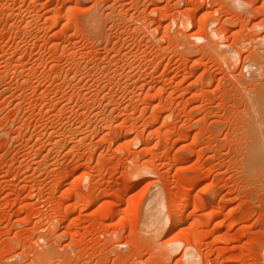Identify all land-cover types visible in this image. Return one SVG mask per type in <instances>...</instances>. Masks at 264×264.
<instances>
[{
	"label": "rangeland",
	"instance_id": "rangeland-1",
	"mask_svg": "<svg viewBox=\"0 0 264 264\" xmlns=\"http://www.w3.org/2000/svg\"><path fill=\"white\" fill-rule=\"evenodd\" d=\"M259 92L264 0H0V264H264Z\"/></svg>",
	"mask_w": 264,
	"mask_h": 264
},
{
	"label": "bare ground",
	"instance_id": "bare-ground-1",
	"mask_svg": "<svg viewBox=\"0 0 264 264\" xmlns=\"http://www.w3.org/2000/svg\"><path fill=\"white\" fill-rule=\"evenodd\" d=\"M184 24H185V28H188V26L190 27V25L188 24V21L185 19L184 20ZM262 44V43H261ZM216 50V49H215ZM234 57V56H233ZM232 57V58H233ZM231 58V57H230ZM259 95L257 96L258 98H260V100L259 99H257V100H259L260 102H262L261 104H262V107L264 106L263 104H264V92H259L258 93ZM263 109V108H262ZM262 109H259V110H262ZM264 110V109H263ZM263 112V122L262 123H264V111H262ZM262 112H261V114H262ZM262 116V115H261ZM263 126L262 127H264V124H262ZM258 142V141H257ZM257 142H256V144L254 145V148L252 149V151L250 152V154H249V157H250V163H254L255 165H258V166H256V167H260L259 166V164L261 165L262 164V167L264 166V160H263V158H264V156H263V151H262V148H263V145H262V148H261V146H260V144H257ZM249 159V158H248ZM253 164V165H254ZM250 166H252V165H250ZM255 167V166H254ZM126 193V192H125ZM162 206V205H161ZM164 208V207H163ZM164 211V210H163ZM160 212V211H159ZM164 213V212H163ZM165 216V215H164ZM167 219V218H166ZM165 219V220H166ZM172 251V250H171Z\"/></svg>",
	"mask_w": 264,
	"mask_h": 264
},
{
	"label": "built area",
	"instance_id": "built-area-1",
	"mask_svg": "<svg viewBox=\"0 0 264 264\" xmlns=\"http://www.w3.org/2000/svg\"><path fill=\"white\" fill-rule=\"evenodd\" d=\"M235 64H240V61L236 62ZM241 67H242V66H241ZM242 68H244V67H242ZM246 69L249 70V68H247V67H246Z\"/></svg>",
	"mask_w": 264,
	"mask_h": 264
}]
</instances>
